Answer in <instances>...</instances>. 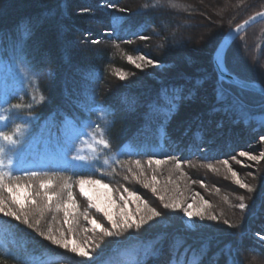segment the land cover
<instances>
[{"label":"trees","instance_id":"16d2710c","mask_svg":"<svg viewBox=\"0 0 264 264\" xmlns=\"http://www.w3.org/2000/svg\"><path fill=\"white\" fill-rule=\"evenodd\" d=\"M255 2L0 0V59H21L28 74L1 107L6 125L0 132L15 134L17 123L28 127L29 133L43 123L59 132L65 123L93 122L101 131L108 155H116L90 169L50 167L36 171V176L0 169L5 185L35 186L46 180L74 184L81 178L118 185L137 160L214 164L233 156L244 146L241 143L255 141L264 132V95L221 79L212 62L222 36L264 10V1ZM94 23L99 28H92ZM207 25L216 26L214 35L208 34L201 42L210 43L212 37L219 36L209 55L198 62L192 51L201 49V42L193 38ZM84 34L97 41L81 42L79 36ZM236 38L225 51L226 69L264 87L262 78L247 68L250 64H243L246 67L241 71L231 56ZM189 44L193 49H187ZM137 52L151 58L162 56L172 66L155 74V79L132 72L127 84H122L114 74L126 71L124 60ZM253 53L249 52L251 58H255ZM15 104L21 108L9 110ZM4 142L0 136L5 151ZM257 171L260 176L249 182L253 194L249 192L239 219L226 212L236 201L224 195L221 201L212 199L210 208V213L224 220L223 225L186 230L169 223L123 232L113 241L98 243L100 250L94 260L90 261L91 255L78 264H98L105 257L111 260L129 244L142 242H150L149 253L130 264H252L240 254L245 249L264 259V251L245 241L254 225L264 223L259 219L264 214V166ZM8 196L6 187L0 188V198ZM46 203H41L38 217L29 215V223L35 227L0 213V264H75L66 249L39 235L61 220L59 211L50 212ZM71 228V234L78 233L77 226Z\"/></svg>","mask_w":264,"mask_h":264},{"label":"rangeland","instance_id":"374dc122","mask_svg":"<svg viewBox=\"0 0 264 264\" xmlns=\"http://www.w3.org/2000/svg\"><path fill=\"white\" fill-rule=\"evenodd\" d=\"M263 1L264 0H257L255 4L258 5ZM180 26V23L174 26L175 31H178ZM214 27L216 26H204L202 31L197 33L198 35L193 38L196 40L193 41L199 43L203 41L208 34L214 35ZM92 28L99 27L94 23ZM89 36L88 34H84L79 36V39L85 44L95 43L97 41V39H91L93 37ZM218 36L217 34L215 37H212L210 43H199L201 49L199 47L194 49L193 47L190 48V44L187 49H193L192 52L195 53V57L199 59L198 62L204 61L202 58L204 55H209L212 45ZM236 37L237 41L232 45L231 56L236 59L241 71L243 70V66L246 67L243 64H250L251 68H247L253 73H256L258 77L262 78L264 83V19L252 24ZM250 51L255 53H253L255 58L250 57ZM181 54L178 55L181 56ZM154 55L156 56H153V58L147 56L143 52H137L132 55L131 57H133L135 62L142 65L139 68L136 67V63H132L128 60L129 56L126 57L124 60V64L127 66H125L126 71L125 69L117 71L116 74H114V78L120 80L122 84H127V79H129L128 76H130L129 74L134 72V74L145 75L155 79V74L163 72L172 65L165 62L162 56H158L157 54ZM184 59L187 60L186 58ZM149 60L156 61V64H149ZM26 70V65L21 59H13L10 61L0 59V110L19 87L21 81L28 77ZM117 73L125 74V78L121 79ZM130 82L129 80V84ZM0 117H4L1 115V111ZM4 125H6L5 117L0 119V128ZM11 135L17 143L12 144L9 141H5L6 149L0 154V160L4 162V167L2 169L6 171H13L14 168H22L30 172H36L43 171L50 167L78 170L90 169L94 164H106L108 160L116 157L114 153L108 155L101 136V131L95 128L93 122L90 124L84 122L81 125L65 123L60 128L59 132L50 130V127L46 123H43L36 132L33 131L28 133V127H22L18 132ZM262 136H264V132L259 133L257 136L258 138L253 142L250 141L246 144L241 143V145L244 146L233 156H230L228 159H222L214 164H186L180 162V167L177 168V161L170 162L162 160L165 162L156 165L155 160L157 159H153L151 160V164H149L150 160L141 162L139 166L134 164V166L131 167L130 173L124 176L121 184L116 185L101 182L99 184H85V188L89 194L93 196V203H99L101 207L107 208L114 219H119L124 213H129L131 218L135 220H139L141 216L147 218V216L151 215L150 209L155 208L157 211L161 212V216L148 221L143 227H164L165 224L169 223L177 224L178 226L182 225L186 230L206 228L209 225L213 226V224L215 226H220L224 224V220L219 218L218 215L215 214L217 217L216 220L207 218L213 215L212 212L210 213V208L213 204L211 201H213L212 199L221 201L224 195L231 197L236 201V205L227 206L225 210L230 214L231 218L237 216L239 219V216L241 217L243 210L239 208V204L241 203L240 197H244L243 203L245 201L247 202L249 199V191L235 183L232 172L229 171V167L232 171L237 173L241 181L248 185H250L249 182L254 180V178L257 179L260 176V174L257 175L259 172L257 170L261 166H264V157H261L259 162H257L252 161L249 157L240 156L239 153L243 151L249 153V156H261V154L264 153V140L260 139ZM121 151L122 150H119V153ZM233 157H235V159H232ZM224 160L228 161V165L223 163ZM9 161H12V163L9 164ZM237 161H239V163H237ZM153 176H155V180L152 179ZM209 180L212 182H209ZM255 182L257 181L255 180ZM21 185L29 184L22 183ZM39 185L40 184H37L31 186V188H21L18 190L19 198L25 201V211L30 216L38 217L42 208L41 203L46 202L42 194L40 197L33 195L32 198L37 200L36 205H29L25 200L28 193L34 194L36 191L42 193L43 190L39 188ZM65 185L66 183L61 181H53L52 185L53 191L61 193V205H63V201L67 199ZM70 185L72 186V191L75 196L76 207L71 210L73 214L70 215L68 219L74 221L71 226H77L76 230L78 233L71 234L72 231H68L69 225L64 223L65 217L63 207H61L59 210V216L61 217L60 223H54V227H51V234L55 235L58 239L63 238L69 242V249H66L69 254L68 256L75 260V264H78L86 257L70 251L71 247L79 246L84 250L90 251L92 255V257L89 256L91 257V261L94 260L95 253L100 250V248L97 247L98 243L107 240L109 242L113 241L121 235L103 237V234L99 230L93 231L91 224L84 219L85 214L88 215L89 220L95 218L99 223L103 224L104 227L109 229H111V224L103 217V213H98L94 207L90 206L86 197L81 196L79 192V181ZM105 185L108 187L106 188ZM145 185H147V187H145ZM153 187L156 189L155 192L152 191ZM124 189H128L129 192H135L141 199L136 201L134 198H130L128 192H125ZM204 191L206 192L201 194ZM261 192L263 195L264 191ZM250 193L253 194V191ZM121 195L124 196V200L120 199ZM161 196L164 197V200H160ZM176 200L182 203V208H164V204L172 203ZM5 201L13 208L17 207L16 205H12L10 194L5 198ZM125 201H127V204H125ZM204 201L208 203L205 204ZM189 204L193 205L190 211H203L206 214L205 218L201 219L196 216L189 218L186 216L182 209ZM51 208L52 209H49L50 212L56 209L55 200L52 202ZM259 219H264V214H262V218ZM135 230L136 229L133 228L123 232L126 233ZM46 234H48V232ZM61 234H63V236H61ZM238 239L241 240L240 238ZM246 239L249 240L248 242L254 243L264 251V223L261 222L257 223L256 226L254 225L253 229L245 236V241ZM150 249V242L136 243V245L132 243L123 249V251L119 253V256L116 255L111 260H107L108 258L106 257L102 258L101 260H104V262L99 261L98 264H130L131 262H135L138 256L143 257L147 255ZM242 252L243 251L240 252L241 256L245 254L247 259L250 258L249 260L252 264H264V259L260 256L261 254L252 253L248 249H245L244 253Z\"/></svg>","mask_w":264,"mask_h":264},{"label":"snow or ice","instance_id":"6c2138e0","mask_svg":"<svg viewBox=\"0 0 264 264\" xmlns=\"http://www.w3.org/2000/svg\"><path fill=\"white\" fill-rule=\"evenodd\" d=\"M239 27L240 26L237 27V31H239ZM128 60L132 63H136L133 57L131 56L128 57ZM148 63L155 65L156 61L149 60ZM141 66H142L141 64L136 63L137 68ZM117 75H119L121 79L125 78V74L123 73H117ZM20 108H21V105L15 104V105H12L11 109L9 110L20 109ZM3 118L4 117H0V119H3ZM2 137L5 141H9L12 144L17 143L13 137H8V136H2ZM260 139L264 140V136H262ZM3 151H4L3 149H0V154H2ZM239 155L244 156V157H249L252 161H257V162H259L261 157H264V153H262L261 156H256V155L249 156V153L243 152V151L240 152ZM166 159H172V157H167ZM232 159H235V157H233ZM164 162L165 161H162L160 159L155 160L156 165H160ZM11 163L12 161H9V164ZM135 163L137 164V166L140 165L139 160L135 161ZM151 163L152 161L150 160L149 164ZM223 163L225 165H228L227 160H224ZM237 163H239V161H237ZM3 167H4V162L3 160H0V169H2ZM176 167L177 168L180 167V161L176 162ZM13 171H22L24 172L25 175H32V176L37 175L36 172H30L22 168H14ZM129 171H131V169H129ZM229 171L232 172V176L237 185H239L242 188L247 189L249 192L253 191V188L250 185L241 181L238 178L237 173L235 171H232L230 167H229ZM9 176H10V173H9ZM152 179L155 180L156 179L155 176H153ZM99 183H101L100 180L81 178L79 180V192L81 196L87 198L90 206L94 207L98 213H103V217L106 218V220L111 224V229H109L107 227H104L103 224L99 223L95 218H92L89 220L88 215L87 214L84 215V219L91 224L92 230L93 231L99 230L103 234V237H112L115 235H122L123 231L133 229V228L140 230L143 227V225H145L148 221L153 220L155 217L161 216V212L157 211L155 208H152L150 209L151 215L147 216V218H145L144 216H141L139 220H135L131 218V215L129 213H124L122 216H120L119 219H114L113 215L107 210V208L101 207L99 203H93V196L90 195L89 192L85 188V184L91 185V184H99ZM52 185H53L52 180L41 181L39 188L43 190L42 193L40 191H36L34 194L28 193L25 197V200L27 201L29 205H36L37 200L32 198L33 195H35L36 197H40L42 194L43 199L47 202L46 207H51L52 202L55 200L57 211H59L61 207H63L64 217H65L64 223L69 225L68 231L71 232L72 231L71 224L74 221L69 220L68 217L73 214L71 210L76 207L75 196L72 191V186L70 184H66L64 186L65 189L67 190V199L64 200L63 205H61V199H62L61 193L53 191ZM5 187L11 196L12 205H16L17 207L13 208L9 206L3 198H0V213H2L5 216L12 217L17 221H22L24 224L29 225V227H35V225H32L29 223V215L25 211V201H22L19 198V191H18L21 188H31V185H21V184L5 185V174L3 171H0V188H5ZM105 187L107 188L108 186L105 185ZM145 187H147V185H145ZM124 191L128 192V196L130 198H134L136 201H139L141 199V197H139L135 192H129L128 189H124ZM152 191L155 192L156 189L153 187ZM120 199L124 200V196L121 195ZM160 200H164V197L161 196ZM240 200H241V203L239 204V208L243 210L247 207V205L243 203L244 197H240ZM204 203L207 204L208 202L204 201ZM125 204H127V201H125ZM192 207H193L192 204H189L187 207H183L182 210L186 216H188L189 218H192L193 216L200 217L201 219L205 218L206 214L203 211H196V212L190 211ZM164 208L180 209L182 208V203L176 200L172 203L164 204ZM207 218L211 220L217 219L215 215H210ZM39 223H40L39 220H37L36 225H38ZM225 223L227 224L228 221H225ZM51 231L52 230L49 229L48 234H45L44 232H39V235L44 236L47 240L51 241L53 244H56L64 249H69V242L63 238L58 239L55 235L51 234ZM61 236H63V234H61ZM97 247H99V245H97ZM70 251L77 253L78 255L85 256V257L91 256L90 251L84 250L79 246L71 247Z\"/></svg>","mask_w":264,"mask_h":264},{"label":"water","instance_id":"95a60500","mask_svg":"<svg viewBox=\"0 0 264 264\" xmlns=\"http://www.w3.org/2000/svg\"><path fill=\"white\" fill-rule=\"evenodd\" d=\"M264 19V10L259 11L258 13L252 15L248 19L242 21L238 25L233 28H230L221 38L216 48L213 51L212 62L214 66V70L216 73L225 81L235 84L239 87H242L247 90H251L257 92L261 95H264V87L259 83L250 82L242 80L235 75L231 74L224 65V55L227 49V46L230 42L239 34H241L244 30H246L252 24L261 21ZM239 27V31H237V27Z\"/></svg>","mask_w":264,"mask_h":264},{"label":"clouds","instance_id":"9594fccd","mask_svg":"<svg viewBox=\"0 0 264 264\" xmlns=\"http://www.w3.org/2000/svg\"><path fill=\"white\" fill-rule=\"evenodd\" d=\"M15 129L18 131L20 130L22 127H24V125L22 123H17L15 126ZM0 136H8V137H12L11 134H5L3 132H0ZM0 149H3L2 147H0ZM4 150V149H3Z\"/></svg>","mask_w":264,"mask_h":264}]
</instances>
